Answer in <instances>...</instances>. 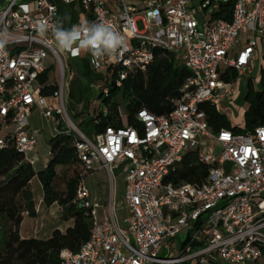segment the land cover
<instances>
[{
    "label": "built area",
    "instance_id": "1",
    "mask_svg": "<svg viewBox=\"0 0 264 264\" xmlns=\"http://www.w3.org/2000/svg\"><path fill=\"white\" fill-rule=\"evenodd\" d=\"M129 1L7 0L0 8L6 41L0 52V131L7 130L0 150L12 147L33 165L27 154L37 143L29 127L35 107L47 121L54 118L56 127L59 117L65 119L66 132L76 136L83 176L73 203L91 215L93 226L78 252L60 251V264H264V127L249 134L213 133L200 109L233 100L241 80L245 88L252 84L256 63L264 57L256 52L257 38L264 45V0H141L140 8ZM57 3L79 5L92 22L109 23L124 38L125 50L115 58L94 60L87 52L91 68L105 70V84H95L100 95L107 97L113 85L119 88L129 75L144 73L155 50L173 53L190 76L172 111L157 116L141 109L135 126L106 127L90 137L75 127L66 117L63 93L65 65L80 52L55 43L54 33L62 31ZM225 5H231L229 20L218 15L228 10ZM42 22L48 29L44 34ZM99 51L106 55L103 48ZM49 59L57 63L60 80L52 95L42 98L36 86L50 70ZM231 72L235 80L229 78ZM101 111L107 114L105 108ZM186 153H195L207 165L205 181L166 183ZM116 165L124 167V200L131 214L123 221L125 229L111 204L103 222H96L97 207L83 185L95 168L106 170L112 180ZM183 234L186 241L177 246L176 238ZM176 248L179 253L171 257Z\"/></svg>",
    "mask_w": 264,
    "mask_h": 264
},
{
    "label": "trees",
    "instance_id": "2",
    "mask_svg": "<svg viewBox=\"0 0 264 264\" xmlns=\"http://www.w3.org/2000/svg\"><path fill=\"white\" fill-rule=\"evenodd\" d=\"M226 7L228 10L225 13L222 10L218 15L225 14V20H229L231 5ZM189 76L188 70L173 53L155 50L154 60L144 73L131 74L121 87L113 85L109 89V95L102 102L107 114L101 111L92 118L86 117L79 122V130L89 136L106 127H122L119 105L112 99L118 90H121L126 102L128 126L136 125L135 115L141 109L157 116L167 115L179 99L180 89ZM229 78L235 80L236 73L231 72ZM57 79L51 71L39 78L36 88L42 98L50 97L56 90ZM225 80L228 81V78ZM261 87V90L255 91L250 82L247 85L244 99L248 107L243 115V130L231 127L214 105L201 106L210 131L231 130L249 134L257 127H264V72ZM61 129L58 121L57 131L48 144L50 159L40 172H35L26 158L12 147L0 150V264H60V251L66 249L76 253L90 239L93 226L91 215L73 203L83 176L74 150L76 136ZM207 172V165L200 163L195 153H186L165 182L175 186L201 185ZM35 177L42 187L43 204L46 207L57 204L63 210V218L72 221L70 227L63 232L54 230L46 240L22 239L19 235L23 215L30 218L36 215L30 190V182ZM59 179L64 180L63 191L55 188Z\"/></svg>",
    "mask_w": 264,
    "mask_h": 264
},
{
    "label": "rangeland",
    "instance_id": "3",
    "mask_svg": "<svg viewBox=\"0 0 264 264\" xmlns=\"http://www.w3.org/2000/svg\"><path fill=\"white\" fill-rule=\"evenodd\" d=\"M138 30H142L143 26L140 21L137 22ZM258 47L256 52L259 56H264V45H262L261 40L257 38ZM63 63H66L64 57H62ZM50 61V59H49ZM49 71L55 74V77L60 80V76H58V66L57 63L48 62ZM75 66L69 61L65 65V83L68 81L69 71H74ZM264 68V57L259 59L256 63V71L252 75V86L255 91L261 90V78L262 75L259 73V70ZM105 74V70H103V75ZM101 82V83H99ZM97 83V82H96ZM95 83V84H96ZM98 84H105L104 81H98ZM111 84V80L108 81V85ZM83 89V88H82ZM245 85L244 81L241 80L239 91L234 96L233 100L225 101L222 104H219L217 107L221 114L226 118V120L230 123L231 126L234 127H242L244 128L243 115L247 110L248 104L244 99L245 96ZM222 96L225 94L224 92L220 93ZM84 95L86 104L88 106V113L84 115V118L89 117L92 118L93 115H97L102 110V102L104 100V95H100L99 90L95 87L90 88L89 83L85 85ZM119 105V114L122 120L124 121L127 116L126 102L122 98L121 90L117 91L112 98ZM66 95L64 96V107L65 114L69 121L79 129V117H73L66 106ZM40 110L38 108H34L32 111V115L29 118L30 127L39 132L37 135V149L31 154H27V158H32L35 160V157L38 159V162L34 166L35 170H40L45 167L48 161V152H49V141L51 136L54 133L53 123L56 121L52 118L49 121H46L41 115ZM57 120L60 121V125L65 128V119L61 120L59 117ZM12 128L10 127L9 130ZM7 131V130H6ZM4 130L0 131V137H3L5 132ZM91 135H89L90 137ZM113 178L109 179L107 171L104 169H96L90 173H88L83 179V185L87 189L90 194V202L93 207H97L96 213L99 215L102 213L105 207H108L110 199H112L114 203L116 217L122 216L125 214V205L123 200V167L122 168H114L112 172ZM55 188L58 191H63L64 189V180L59 179ZM30 190L33 196L34 204L37 206L38 217L36 220H32L31 218L26 217V214L23 215L25 218L21 227L19 228V233L25 239L30 238H38V239H47L50 237L52 230H62L68 227L71 224V220H65L63 218V210L55 204V206L48 212L46 206L42 205L43 199V191L40 185L39 180L35 177L30 182ZM187 236L186 235H178L176 238V245H182L185 243ZM179 253V248H176L172 251L171 257L175 256Z\"/></svg>",
    "mask_w": 264,
    "mask_h": 264
},
{
    "label": "crops",
    "instance_id": "4",
    "mask_svg": "<svg viewBox=\"0 0 264 264\" xmlns=\"http://www.w3.org/2000/svg\"><path fill=\"white\" fill-rule=\"evenodd\" d=\"M28 1L33 2L35 0H28ZM6 2H7V0H0V8ZM129 2H130L131 5H134V6L138 7V8L141 7V0H130ZM57 8H58L59 23H60V27H61L62 31H70L71 28H73L78 22H81L82 25H84V23L92 22V20H93L92 16L89 13L84 12L81 9V7L79 5H77V4H70V5L66 6V5H62L60 3H57ZM110 8H112V7H110ZM69 17H70V19H68ZM89 17H91L92 20H90ZM70 62L72 63V65L75 66V68H74L73 72L69 71L68 81L66 82V85H65V88H64V93H63V102H64V96L66 95L65 103H66V106L69 109L71 115L73 117H79L78 118L79 121H82L83 119H85L84 115L88 113V106L86 104L85 95H84L85 85L88 82L89 83V87L91 89L94 88L95 87V83L100 81L103 78V71H94L91 68V64H90V61H89V58H88V54L85 51H80L79 57L72 59ZM33 109H32V111H33ZM32 111H31V113L29 115V118L32 115ZM40 115L42 116L41 112H40ZM126 118H127V116L125 117L124 121L121 118L122 124L127 123ZM29 127H30V123H29ZM53 128H54V133L51 136V138L55 135V133L57 131V127L54 125V123H53ZM30 129L33 132H36V134L39 133V132L33 130L31 127H30ZM62 129H65V128L62 127ZM36 141H37V135H36ZM36 149H37V143H36ZM49 159H50V157H49V152H48V161H49ZM31 160L33 161L32 167H33V170L35 172H40V171L44 170L46 168L47 164H48V161H47V164L45 165L44 168H42L40 170H35L34 166L38 162V159L35 157V160H33L32 158H31ZM122 167H123L122 165H116L115 166V168H122ZM123 169H124V167H123ZM123 183H124V178H123ZM123 200H124V188H123ZM89 202H90V194H89ZM41 204L44 205L43 202ZM90 204L92 205L91 202H90ZM110 204L113 207L114 216L116 218V221H117L119 227L121 229H125L126 225L123 223V221L125 219H130L131 218V214H130V211H129L128 207H127V204H126L125 200H124L125 214L122 215V216H119V217H116L114 203H113L112 199H110V201H109V205ZM54 206H55V204H53L50 207H46L48 209V212H49V209L51 210ZM96 209H95L96 222L98 224H100L104 220V214H106L108 212V207H105L100 215L98 213H96ZM35 212H36V215H35L34 218H31L32 220H36L37 217H38L37 206H35ZM26 217L23 218L22 223L24 222ZM28 218H30V217H28ZM22 223H21V225H22ZM21 225H20V227H21ZM71 225H72V222H71V224L68 227H70ZM68 227H66L65 229H67ZM52 231H54V230H52ZM60 231L62 232V230H60ZM51 234H52V232H51ZM19 235H20V237L22 239H25V238H23L21 236L20 233H19ZM30 239L42 240V239H38V238H30ZM43 240H46V239H43Z\"/></svg>",
    "mask_w": 264,
    "mask_h": 264
},
{
    "label": "clouds",
    "instance_id": "5",
    "mask_svg": "<svg viewBox=\"0 0 264 264\" xmlns=\"http://www.w3.org/2000/svg\"><path fill=\"white\" fill-rule=\"evenodd\" d=\"M47 30L45 23L42 22L39 26V31L44 34ZM3 35L4 33L0 31V52H3L6 46V41L2 39ZM54 38L56 45L60 49L73 53L91 51L94 60H100L105 57L115 58L118 55H122L123 50H125L121 48L122 44H125L124 38L114 26L106 22L84 23L83 27L74 26L71 31L58 30L54 33ZM78 40L79 44L73 47ZM101 48L105 50L106 55H102L99 51Z\"/></svg>",
    "mask_w": 264,
    "mask_h": 264
}]
</instances>
